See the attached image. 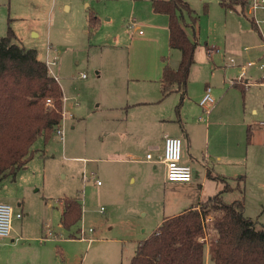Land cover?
I'll list each match as a JSON object with an SVG mask.
<instances>
[{
    "label": "rangeland",
    "instance_id": "374dc122",
    "mask_svg": "<svg viewBox=\"0 0 264 264\" xmlns=\"http://www.w3.org/2000/svg\"><path fill=\"white\" fill-rule=\"evenodd\" d=\"M153 1L0 0V36L10 25L42 59L58 62L52 69L67 115L64 139L55 132L49 139L39 137L34 156L15 179L0 181V202L24 215L14 220L13 235L24 227L23 235L31 239L1 241L0 264H128L163 216L200 194L204 162L193 165V182H167L159 160L164 143L155 141L178 122L183 107L211 121V135L230 143L234 156L226 159L245 175L246 212L264 224V70L247 65L264 62V10L254 15L246 6L242 13L220 0H185L193 13L184 10L179 16L199 44L182 100L177 92L161 93L162 67L178 66L181 53L170 49L169 31L156 19ZM90 12L99 18L96 27L88 20ZM243 65L249 70L239 78ZM238 78L241 86L234 84ZM208 83L221 104L212 118V109H194ZM139 99L150 102L125 107ZM139 114L148 116L149 134L136 130ZM183 154L189 156L185 141ZM214 187L213 181L206 183L202 197L216 194ZM68 197L80 201L83 213L66 228L61 217ZM43 224L51 226L54 239L44 238Z\"/></svg>",
    "mask_w": 264,
    "mask_h": 264
},
{
    "label": "trees",
    "instance_id": "16d2710c",
    "mask_svg": "<svg viewBox=\"0 0 264 264\" xmlns=\"http://www.w3.org/2000/svg\"><path fill=\"white\" fill-rule=\"evenodd\" d=\"M247 2L220 0L232 10L239 6L242 13ZM153 8L169 15V45L181 51L177 68L169 63L163 67L161 92L166 97L186 90L195 63L197 43L179 16V12L192 14L193 10L185 0H154ZM88 20L93 27L99 24L95 12L89 13ZM253 24L257 27L255 20ZM62 95L59 80L48 74L37 50L18 42L9 25L7 34L0 36V181L9 176L15 179L34 156L37 139L54 134L63 119ZM48 97L54 106L46 105ZM240 179L245 180L244 176ZM227 189L166 217L148 238L139 241L129 264H204L207 243L215 264H264V224L245 215V186L242 197L232 202L223 198ZM82 213L77 198H66L62 225L69 228L82 219Z\"/></svg>",
    "mask_w": 264,
    "mask_h": 264
},
{
    "label": "crops",
    "instance_id": "0c3cea01",
    "mask_svg": "<svg viewBox=\"0 0 264 264\" xmlns=\"http://www.w3.org/2000/svg\"><path fill=\"white\" fill-rule=\"evenodd\" d=\"M157 15L158 16H156V19H158L159 21H162L163 22L162 26L167 28L169 31V15L165 14V13H157ZM195 25H196V23H194V26H193L194 31H196ZM138 26L139 25H137V27ZM185 29H186V27H185ZM15 34L17 36L18 42L23 44L26 48H35L37 50L38 58L45 62V60L40 57V52L36 47H29V46L25 45V43L23 42L24 41L23 37L20 36L18 31L15 32ZM141 34H143V33H141ZM169 36H170V31H169ZM192 40L195 41L197 43V45L199 44L198 41H196L195 39H192ZM169 47H170V45H169ZM170 49L175 50V48H171V47H170ZM176 50H179V49H176ZM196 51H197V47H196ZM196 51H195V56H196ZM180 53H181V51H180ZM180 59H181V57H180ZM179 62H180V60H179ZM195 63H196V59H195ZM193 66H192V68H193ZM244 66L245 65L242 66V70H241V73L239 75L240 76L239 78H242L244 75H246V71L249 70V68H247L245 66V73H244L243 72ZM252 66H257V65H252ZM163 67H164V65H163ZM163 67H162V71H163ZM172 67L177 68L178 66H176V67L172 66ZM192 68H191V71H192ZM190 75H191V72H190ZM161 77H162V73H161V76L158 78L159 79L158 81L160 83V88H161ZM239 78L237 80V81H239V83H234L235 86H237V85L241 86ZM189 79H190V76H189ZM58 80L60 83L59 77H58ZM248 80L249 79H245V81H248ZM188 83H189V81H188ZM60 86H61V84H60ZM209 86L212 87L208 83L206 85V89ZM61 89H62V87H61ZM187 90H188V84H187L186 90L184 92H180V91H174V92L179 93L182 100H184V98L187 96V93H188ZM212 92H213V88H212ZM183 93H184V96H182ZM62 94H63V89H62ZM63 96H64V94H63ZM142 100L143 99H139V101H135L134 103L127 102V105L125 107H127V108L130 106L138 107L144 103L150 102L147 100L146 101H142ZM199 106H200V102L195 103V108H194L195 111L200 110ZM220 106H221V104L219 105L218 101L216 100L215 105L211 110L210 118H212V116H213L212 113L214 114V111L216 109H218ZM190 109H191V107L189 108V110ZM63 111H64V102H63ZM179 111L180 112L178 113V122L175 124H172L171 126H168V128H167L168 133L164 134L165 137L164 136L159 137L158 141L155 140L156 138L153 137V140H155L156 143L160 144V143H164V139L167 136L171 135V136L181 137L183 139V141L186 142V148H187V152L189 154V156H186V157H184V154H183V162L189 164L193 169V180H192V182L194 181V167H193V165L196 163L198 164L199 161L204 162L203 183L201 184L200 194L197 197L196 201H192L193 203H191L189 206L182 207L181 209H176L174 211L169 212L167 215L163 216L162 219L160 220V223L154 229V231L161 225V223L164 221V219L166 217L177 215V214L183 212L184 210L190 208L192 205L196 204L198 201L207 199V198H203L202 194L204 191V185L206 183H209L210 181H213L215 183V187L213 188V191H215L216 193H218L220 190H222L225 186L228 187V189L223 193V198L226 202H232L236 199L241 198L242 197L241 187L245 186V183H243V185L241 183L244 181L240 179L241 176L245 177V175H242L240 171L235 169V167L229 166V159H226V158H231L234 156V151L230 148L231 147L230 143H226V144L223 143L220 140V138L216 136L215 133H213V136L211 135L212 122L211 121L206 122L203 119L202 115H199L198 113H192V112H189L187 110H184V107ZM256 111H257L256 108L252 109V112H256ZM65 117H67V115H66V112L64 111V119H65ZM137 118H138V121L136 122V130L141 131V132L147 131V133L149 134L150 132L148 130V126L150 125V123H149L150 120L148 119V116L143 115V114H139L137 116ZM208 118H209V116H208ZM202 134H204V136H205L204 137V141H205L204 145L200 144V142H201L200 140H202V137H203ZM140 135L142 136V133H140ZM152 136H155V135H152ZM147 137L149 140L148 135H147ZM210 140H213V145H211ZM156 148L158 149V146H156ZM163 150H164V148H163ZM223 159L225 160V162H222ZM210 160L213 162V164L211 162L209 163ZM215 161H217V162H215ZM196 182L198 184H200L198 181H196ZM245 189H246V187H245ZM247 209H248V206L246 204V193H245V215L249 216L246 212ZM17 211H20V209H18ZM23 217H24V215H23ZM16 220H19V219H16ZM48 226H49L48 224H46V226H44V224H43V230L45 228H47ZM49 227L51 228V226H49ZM13 230H14V227H13ZM23 233H24V227L21 228V234L20 235L19 234L13 235V231H12L11 237L13 236V238L15 237V239H12L11 243L17 244L20 241L31 240V239H28L27 237H25L23 235ZM54 238H51V239H54ZM46 240H49V239H46ZM51 241H55V240H51ZM130 260H131V258H130ZM204 264H215L211 260L208 243L205 245V250H204Z\"/></svg>",
    "mask_w": 264,
    "mask_h": 264
},
{
    "label": "built area",
    "instance_id": "2783aa9c",
    "mask_svg": "<svg viewBox=\"0 0 264 264\" xmlns=\"http://www.w3.org/2000/svg\"><path fill=\"white\" fill-rule=\"evenodd\" d=\"M247 10L250 13L255 15L257 9L261 8L264 10V0H248L247 2ZM132 25L137 27L135 21H132ZM140 26H138L139 28ZM140 33H143V30H139ZM234 61V59H231ZM48 67V74L50 76L58 79V76L55 74L52 69L53 66H56L58 62L55 60H50L48 57L45 61ZM248 66L257 65L258 68L264 70V62L254 63L252 61L248 62ZM243 72L245 73V66L243 67ZM85 77V74L83 75ZM242 81V80H241ZM244 87L246 89L249 88L248 81H245ZM63 102L66 98L63 96ZM61 98V99H62ZM47 106H54V100L50 97L46 98ZM215 98L212 95V87H207L204 96L200 101V105L204 108L205 111L209 112L213 106L215 105ZM64 120V111H63V119ZM55 133L61 139H64V128L61 124L56 128ZM148 159H153L152 154L147 155ZM159 160L165 165V177L167 182H183L190 183L193 180V169L192 167L183 162V139L178 136H167L164 140V150L162 156H160ZM95 177L94 174H92ZM98 184H101L100 180H97ZM104 209V208H102ZM23 213L21 211H17L11 204L0 202V242L4 239L10 237L13 231V222L15 219H22ZM92 230V229H90ZM82 234L85 233L84 230H81ZM56 237L53 230L48 226L45 231V239H51Z\"/></svg>",
    "mask_w": 264,
    "mask_h": 264
}]
</instances>
